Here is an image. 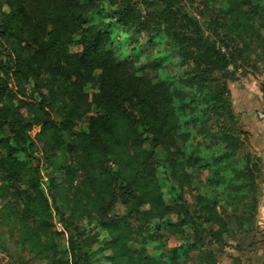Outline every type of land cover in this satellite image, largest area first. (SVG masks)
I'll list each match as a JSON object with an SVG mask.
<instances>
[{
    "label": "trees",
    "instance_id": "trees-1",
    "mask_svg": "<svg viewBox=\"0 0 264 264\" xmlns=\"http://www.w3.org/2000/svg\"><path fill=\"white\" fill-rule=\"evenodd\" d=\"M193 1L211 15L207 29L186 11ZM193 1L0 0V224L17 227L9 238L20 253L11 264H219L254 232L262 161L237 127L227 68L264 44V3ZM115 27L130 41H164L185 69L178 88L158 79L157 60L138 72L118 58Z\"/></svg>",
    "mask_w": 264,
    "mask_h": 264
},
{
    "label": "rangeland",
    "instance_id": "rangeland-1",
    "mask_svg": "<svg viewBox=\"0 0 264 264\" xmlns=\"http://www.w3.org/2000/svg\"><path fill=\"white\" fill-rule=\"evenodd\" d=\"M193 1V0H191ZM264 3V0H262ZM219 6V5H218ZM223 7V5H220ZM219 6V7H220ZM213 5H210L208 8L211 9ZM224 8V7H223ZM186 11L192 15L194 18H196L203 26L204 29H207L208 23L210 22L211 15L205 12L203 15H200L199 12L202 10L201 4L199 2L193 1L192 3H186L185 4ZM216 16V13L213 14ZM212 21V20H211ZM113 45L115 46V55L120 58L121 60H133L136 62L135 68L138 72L141 71V69L146 64V58L155 59L158 62H160L163 65V68L158 71V79L167 81L169 83V86L171 90L178 88V84L176 83L177 78L179 75L183 72H185V69H181L179 66V60L177 56L174 53H167L165 52V45L164 41H161L157 43L156 46H148L146 45V38L140 37V38H133V41H130L129 38H125L122 33V29L120 27H115L113 29ZM221 31L218 30V34H220ZM217 45V44H216ZM220 45V46H219ZM218 47H222L221 43L218 44ZM224 49V48H223ZM225 50V49H224ZM260 52L264 51V44L260 43L258 49H247V52L242 51L241 58H239L238 62L236 63L235 73L232 76L230 81H227V86L229 90L230 95V102L232 104V107L234 109V117H236V120L240 122L237 127L243 129L244 131H248V124L252 121L256 122H262L264 121V118H259V115L257 114V108H263L259 111L260 114L264 115V55L259 54ZM264 54V53H263ZM31 88V86H29ZM88 93L91 92L90 88L85 89ZM36 100V95L34 96ZM251 101L254 106L250 105ZM243 102V104H242ZM203 102L197 103L196 113L200 114L203 110ZM241 105L246 106L253 110L252 114L249 115L248 111H240L237 108ZM186 117H182L183 122H188V124L182 128L181 131L183 132H190L192 130L191 128V118H189L188 115H190L189 112L186 113ZM201 116V115H200ZM86 127V122H81L77 124L76 130H84ZM39 127H34L32 132L30 133L31 137L35 139V135L38 133ZM248 141V140H247ZM36 155L40 157L41 151H40V144L36 141ZM247 151L249 153H252V146L250 141V135H249V141L247 143ZM188 152H191L188 150ZM254 156V155H253ZM16 157L20 160H23V156L18 153L16 154ZM256 157V156H254ZM162 157L159 159L160 163L162 162ZM29 165H34V162H30ZM40 172L42 175V184H41V190L43 193L47 195V189H48V178L46 177L47 172H49L48 169H46L42 165V161L40 163ZM203 178H205L208 174L205 171H202ZM158 180L162 187V193L165 196L166 199H169L170 192H169V176H168V170L160 165L158 172H157ZM56 179L58 182L60 181L61 177L59 175H56ZM167 181V183H166ZM199 182V181H198ZM199 183H197V186ZM203 186V185H202ZM211 186V185H210ZM209 187L204 185V187H200V191H208ZM222 194V193H221ZM184 198L186 199L188 204H192V195L188 192L184 195ZM223 201H225L223 199ZM224 206H227V203L225 202ZM259 204L257 205V207ZM0 207H2V202L0 201ZM53 214H54V221H55V227L58 232H63L62 226L58 223V216H57V208L53 206L52 208ZM1 221V220H0ZM92 232H98V234L101 236V232L97 230L94 227L89 228ZM17 227L15 225H11L9 228H5L4 225L0 224V264H11V260L9 256L13 259L17 258L20 253L15 251L16 248H14V244L12 240L9 238V233L12 232L13 234H17L16 232ZM250 235V233L248 234ZM247 235V236H248ZM247 236L242 237L244 238V244L249 243L247 240ZM67 234H64V239H66ZM102 237V236H101ZM102 239V238H101ZM134 250L139 251L140 247L138 245H135L132 247ZM156 246L149 242L147 244V252L146 254L154 255L155 254ZM227 250H229V247H226L224 252L218 253V260L219 264L223 263V256L225 254H228ZM32 264H41V262H33Z\"/></svg>",
    "mask_w": 264,
    "mask_h": 264
},
{
    "label": "crops",
    "instance_id": "crops-1",
    "mask_svg": "<svg viewBox=\"0 0 264 264\" xmlns=\"http://www.w3.org/2000/svg\"><path fill=\"white\" fill-rule=\"evenodd\" d=\"M250 105L254 106L251 101ZM243 104V102H242ZM256 105L257 114L263 108ZM240 111H250L246 106L241 105L237 108ZM253 111L248 112L249 115ZM248 133L250 135V141L252 146V154L256 157H260L264 153V121L262 122H250L248 124ZM262 161V193L259 201V206L256 215V227L254 232L250 235H246L249 243L244 244V238L239 240L237 248L235 243H230L228 254L223 256L222 264H264V161Z\"/></svg>",
    "mask_w": 264,
    "mask_h": 264
},
{
    "label": "built area",
    "instance_id": "built-area-1",
    "mask_svg": "<svg viewBox=\"0 0 264 264\" xmlns=\"http://www.w3.org/2000/svg\"><path fill=\"white\" fill-rule=\"evenodd\" d=\"M221 51L224 52V49H221ZM227 71L230 72V73H233V72L235 71V68H234L233 66L230 65V66L227 68ZM258 115H259V118H261V119L264 118V115L260 114L259 112H258Z\"/></svg>",
    "mask_w": 264,
    "mask_h": 264
},
{
    "label": "water",
    "instance_id": "water-1",
    "mask_svg": "<svg viewBox=\"0 0 264 264\" xmlns=\"http://www.w3.org/2000/svg\"><path fill=\"white\" fill-rule=\"evenodd\" d=\"M261 159L264 161V153H262V155H261Z\"/></svg>",
    "mask_w": 264,
    "mask_h": 264
}]
</instances>
